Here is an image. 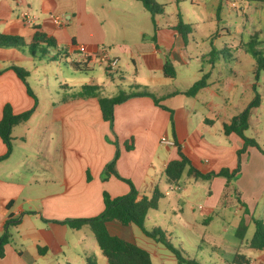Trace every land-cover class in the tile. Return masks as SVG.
<instances>
[{
	"label": "crops",
	"instance_id": "crops-1",
	"mask_svg": "<svg viewBox=\"0 0 264 264\" xmlns=\"http://www.w3.org/2000/svg\"><path fill=\"white\" fill-rule=\"evenodd\" d=\"M196 1L190 0L191 4ZM210 1L214 14L222 0ZM236 1L225 0V4L236 8ZM50 13L62 16L59 26L52 24ZM148 13L142 4L137 8L129 0H0V34L23 42V46L0 48V119L7 104L14 114L35 106L26 122L12 128V151L0 160V235L8 216L18 220L9 228L10 242L3 247L0 264H87L88 256L94 264H107L88 226L73 230L60 222L98 215L103 210V192L111 198L128 193L127 183L112 175L103 179L116 142V172L140 195L149 198L155 188L163 194L154 211L173 222V230L170 224L166 227L170 235L179 237V233L196 247L210 245L219 256L226 254L223 264H233L235 254L244 255L249 264H264V249L251 248L246 232L243 239L236 236L241 220L246 231L251 217L264 223V156L254 147L240 156V172L230 187H225L223 177L201 180L183 173L186 185L181 186L179 180L168 190L172 183L167 182L164 170L170 161L179 159L176 145L203 174L237 167L243 140L234 133L225 135L223 124L241 110L221 115L206 100L205 88L193 97L183 94L202 75L186 85L177 80L190 62L186 35L175 29L178 7L172 14L164 9L158 15ZM184 20L189 19L184 15ZM145 22L150 29L141 26ZM35 34L52 39L55 46L38 42L30 49ZM45 46L53 48L55 55ZM102 51L117 59L116 77L104 66L106 78L101 86L93 78L88 84L81 82L98 86L97 92L112 85L114 92L147 88L172 111L173 128L170 113L147 96L115 105L111 129L102 119L97 97H83L82 87L66 99L47 92L54 75L51 62L67 69L76 62L84 71L71 69L72 73H88L101 65L95 55ZM168 60L174 78L163 73ZM12 66L27 71L36 102ZM32 80L39 89L30 85ZM161 138L176 145L162 143ZM5 153L0 139V157ZM149 212L145 222L157 224ZM228 212L234 222L227 221ZM106 228L111 235L146 250L153 264H176L174 256H161L160 243L141 231L148 240L140 238L132 225L112 220Z\"/></svg>",
	"mask_w": 264,
	"mask_h": 264
},
{
	"label": "rangeland",
	"instance_id": "rangeland-1",
	"mask_svg": "<svg viewBox=\"0 0 264 264\" xmlns=\"http://www.w3.org/2000/svg\"><path fill=\"white\" fill-rule=\"evenodd\" d=\"M153 1L162 5L167 14L175 13L178 7L180 20L189 24L191 28L189 34H185L189 67L178 73L177 80L179 82L186 85L192 79H196L197 75L207 74L204 96L221 115L242 111L254 99L255 95L259 96V105L250 111L248 129L244 131V135L254 139L264 150V69L258 68L254 55L255 52H258L264 58V0H237L236 8H230L225 4V0H222L214 14H211L210 0H197L192 4L190 0ZM129 2L137 8H141L140 3L133 0H129ZM184 15L189 19L188 21L184 20ZM141 26L144 29L146 27L150 29L148 22L147 25L145 22ZM44 48L55 55L53 48L48 46ZM51 64L54 75H51L52 83L47 87V92L51 93L54 98L66 99L69 95H74L84 85L83 83L88 84L91 78L101 86L102 81H105L106 78L104 64L96 66L88 73L79 72L76 75L62 64L52 62ZM111 77H116L113 69ZM75 81H79L81 84H74ZM113 84H118V81ZM182 84L179 83L178 87ZM30 85L39 89L36 81H30ZM74 86L77 89H74ZM113 86L115 85L106 86L94 94L84 91L81 95L83 97L87 95L109 97L117 93L114 92ZM78 92L80 93V91ZM185 182L186 175L183 174L180 185H186ZM199 184L204 183L199 181ZM149 214L157 224L146 221L145 227L149 230L159 227L165 232L170 243L174 247L182 249L189 258L195 259L201 264H223L222 259H226V254L219 256L220 253L208 244H199L196 247L179 233V237L170 235L166 227L170 224L168 227L173 230V222H168L169 220L164 218L159 211L150 210ZM227 221L234 222V216L230 212H228ZM132 227L140 238L148 240L135 225ZM253 230L254 226L250 224L245 239L251 237ZM158 246L161 256L164 258L173 257L163 245Z\"/></svg>",
	"mask_w": 264,
	"mask_h": 264
},
{
	"label": "trees",
	"instance_id": "trees-1",
	"mask_svg": "<svg viewBox=\"0 0 264 264\" xmlns=\"http://www.w3.org/2000/svg\"><path fill=\"white\" fill-rule=\"evenodd\" d=\"M140 2L143 7L152 15H158L163 12L162 5L155 3L153 0H135ZM175 29L182 35L188 34L191 30L189 24L183 23L180 19ZM43 42L48 46H55L52 39H48L43 35H34L33 43L30 49L33 50L35 47L34 43ZM23 46L22 40L11 35L0 34V48L6 47H19ZM256 63L259 69H264V58L260 53L255 52ZM81 64L72 62L70 67L74 71H84ZM11 69L14 71L16 76L25 85L27 93L34 98V95L28 86L27 77L28 73L24 69L16 66H12ZM163 73L168 78H174L175 71L168 60L163 65ZM207 74L203 75L199 80L195 81L187 90L183 92L188 97L195 96L198 91L207 86ZM82 89L87 93H95L100 88L98 86H82ZM147 96L150 97L154 104L170 113V125L173 128L172 111L161 104L154 94L147 88L132 87L129 91H118L114 96L104 97L101 95L97 96L98 106L102 119L109 123L110 128L113 126V109L114 106L123 103L131 97ZM35 102L36 99L34 98ZM259 105V96L255 95L254 99L243 109L239 114L232 117L228 123L223 124V132L225 135L230 133L236 134L243 140L242 147L237 151L238 164L234 170L221 169L218 172H208L206 174L201 173L190 159L184 155L178 145L177 152L179 159L170 161L165 170L164 174L168 183H177L182 177L183 173L188 176H192L195 179L209 180L213 177H223L226 180L225 187L228 188L232 182L237 178L240 172V156L246 152L248 147H254L258 152L264 156V150L259 147L256 141L252 138H248L244 135V131L248 129V118L250 111L253 108H257ZM35 106L20 114H14L10 105H5L2 109V117L0 119V139L6 146V153L0 157V160L7 158L12 151V136L11 131L17 124L26 122L31 114L33 113ZM210 122V121H209ZM116 145L115 154L110 162L105 165L103 171V179L108 176H114L115 178L125 182L129 186L127 194L119 197L111 198L106 192H103V210L96 216L90 218H75L66 219L60 223L66 225L68 228L78 230L83 226H88L94 236L96 244L101 254L106 259L107 264H153L149 253L137 246L132 242L125 241L117 236L111 235L107 228L106 222L116 220L123 226L135 225L146 237L153 239L154 241L163 245L175 258L176 264H201L195 259L189 258L186 253L180 249L174 247L169 239L167 238L164 231L159 227H155L152 230L145 228V219L148 211L157 209L158 201L163 197V194L155 188L151 197L140 195L133 184L118 175L115 170V162L119 156V150ZM126 149L130 150L131 146L126 145ZM8 207V206H7ZM18 220L12 219V216H8L4 232L0 235V258L3 257V247L5 244L10 242L9 228L17 223ZM254 226V231L249 239L248 245L254 249H264V223L260 220H256L253 217L250 219ZM246 232V225L241 220L237 229L236 236L239 239H243ZM87 264H94L93 257H86ZM233 264H249V260L241 254H235L232 259Z\"/></svg>",
	"mask_w": 264,
	"mask_h": 264
},
{
	"label": "built area",
	"instance_id": "built-area-1",
	"mask_svg": "<svg viewBox=\"0 0 264 264\" xmlns=\"http://www.w3.org/2000/svg\"><path fill=\"white\" fill-rule=\"evenodd\" d=\"M24 17L26 18V22H29L30 20L27 17V13H24ZM48 18L50 19V21L52 22V24H54L55 26H59L61 24L62 21V16L61 15H56L53 13L48 14ZM96 59H97V63L98 64H104L105 66V70L108 72L109 70H112L116 67L117 65V59L113 58L111 56L108 55V53H106L105 51H102L98 54L95 55ZM161 142L165 143L167 145L170 146H174V142L173 141H168L166 138H161ZM174 189V185L170 184L169 186V191Z\"/></svg>",
	"mask_w": 264,
	"mask_h": 264
}]
</instances>
